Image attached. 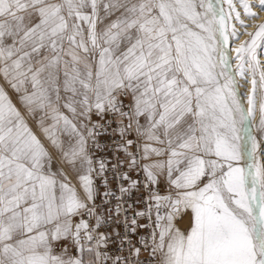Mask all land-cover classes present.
I'll return each instance as SVG.
<instances>
[{
	"label": "snow or ice",
	"instance_id": "snow-or-ice-1",
	"mask_svg": "<svg viewBox=\"0 0 264 264\" xmlns=\"http://www.w3.org/2000/svg\"><path fill=\"white\" fill-rule=\"evenodd\" d=\"M262 14L0 0V264H264Z\"/></svg>",
	"mask_w": 264,
	"mask_h": 264
},
{
	"label": "rangeland",
	"instance_id": "rangeland-1",
	"mask_svg": "<svg viewBox=\"0 0 264 264\" xmlns=\"http://www.w3.org/2000/svg\"><path fill=\"white\" fill-rule=\"evenodd\" d=\"M225 7H226V5H225ZM262 22H264V20ZM256 137H257L258 140H261L262 141V148H264V136H261V134L257 131ZM180 226H181V228L186 227V222L181 223Z\"/></svg>",
	"mask_w": 264,
	"mask_h": 264
},
{
	"label": "bare ground",
	"instance_id": "bare-ground-1",
	"mask_svg": "<svg viewBox=\"0 0 264 264\" xmlns=\"http://www.w3.org/2000/svg\"><path fill=\"white\" fill-rule=\"evenodd\" d=\"M262 15H264V14H262ZM262 21H257V23L262 22ZM247 22L248 23H252V21H247ZM250 30H253L254 31L255 29H250ZM244 39H247V37H244ZM262 59H264V57H262ZM241 91H243V89H241ZM253 131H254V134L257 135V131L255 129H253ZM258 156H259V152H258Z\"/></svg>",
	"mask_w": 264,
	"mask_h": 264
}]
</instances>
